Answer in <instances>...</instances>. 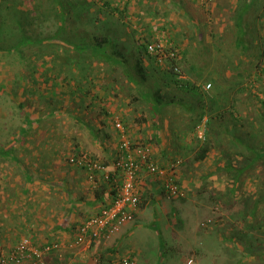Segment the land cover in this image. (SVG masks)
I'll list each match as a JSON object with an SVG mask.
<instances>
[{
	"label": "trees",
	"instance_id": "obj_1",
	"mask_svg": "<svg viewBox=\"0 0 264 264\" xmlns=\"http://www.w3.org/2000/svg\"><path fill=\"white\" fill-rule=\"evenodd\" d=\"M153 1L140 0L138 4L135 0H0V54L11 56L18 62L30 57L31 63L27 65L31 67L25 72L26 78L34 79L35 81L31 80V82L36 83V73L40 77L46 75L43 83L48 85V93L52 91V84L57 86L55 89L57 93L53 97L52 94L47 95L43 92L39 95V100L45 102L43 106L46 110L48 109L47 113H43V117L31 120L29 115L24 113L25 124L22 126L21 134L16 136L15 142L18 144L26 142L35 125L45 123L46 117L51 116L52 111L60 115L66 113L76 123L83 125L81 119L74 117L75 111L64 108L78 103L77 107L81 112L86 108L93 109L92 111L98 109L97 117L102 127H111L117 134V138L125 134L132 142V147L138 144L160 146L163 139L157 133L153 139L146 138L140 143L133 142L131 128L123 122L125 119L123 112L115 114V117L108 109L111 93L115 90L114 95L120 96L126 88L130 90L129 96L132 98L126 100L127 105L130 106L138 101V97L134 94L136 92L150 104L149 111L154 116H157L163 108L182 101L177 102L174 95H171L166 88L173 86L180 92L198 94L200 100L199 106H196L199 110L197 125L208 116L211 118L209 123L212 118L224 120L227 112L237 123L240 122L239 116L242 111L239 109V104L242 100H239L238 96H247L246 93H248V97L258 103L259 107L255 109V113L261 121V126H264V89L259 91L257 86L264 74V10L262 13L258 11V9H264V2L261 0H212L210 3L201 4L199 0H193L191 4L194 3L202 9L196 16V14H188L187 8H191L190 1L181 0L184 5L177 4L178 1H172L180 10V19L185 23L183 28L177 26V21L173 23L168 21L167 26L157 25L153 28L157 12L155 9L148 8L152 6ZM141 11H146L151 19L141 14ZM252 23L254 26L248 28ZM122 29L125 30L129 44L122 35ZM250 29H255L254 35L256 33L259 35L258 40H254L253 37L252 43L249 39ZM228 32L232 34V38L226 36ZM251 44L260 48L254 51ZM56 47L60 50L59 54L53 53ZM150 47H153V52L150 51ZM68 55L82 57L95 68L87 70L83 66V73L80 75L79 61L69 63L64 60ZM248 55H252L251 58H258L250 62ZM37 58L41 61L38 64ZM208 60L216 61V66L211 72L215 71L217 74L209 81L212 80V86L216 89L212 93H215L217 100L213 97V93L206 101L202 92L204 95L206 93L197 83L204 78H210L205 77ZM49 61L52 63L48 64ZM150 64H153L155 69L164 76L167 85L163 84L164 88L160 86L155 89L150 88L145 92L142 87L148 83ZM43 65L49 66L42 69ZM96 69L99 74L96 76L99 77L97 81L92 77ZM211 72L207 75L210 76ZM59 74L60 79L64 78L62 82L59 81L60 86L53 83ZM69 74L76 76L77 79L70 82ZM185 74L194 77V81L186 80ZM221 80L228 83L227 86L225 85L226 94L221 92V84H219ZM245 81L249 84L246 85ZM132 86L135 87L133 88L135 91L131 89ZM29 91L26 92L29 95L36 94L34 91ZM229 92L233 94V97L228 110V106L220 98H226ZM73 97L84 103L85 108L82 109L80 103ZM248 103L250 104L248 106H251V102L248 101ZM19 107L24 108V102L20 101ZM194 109V105L191 106V113ZM217 109H219V115L212 116L210 112ZM116 120L122 122L123 133L115 129ZM209 123L208 130L202 132L199 137L197 152L192 155L194 160L203 161L211 151L224 147L223 138L217 134L214 127L211 128L212 123L210 125ZM46 125L49 127L47 122ZM240 126L241 123L238 127ZM47 131L49 128L45 127V132ZM47 137L52 138V136ZM235 141L237 146L233 149L237 154V160L234 165L226 162L225 172L229 174V177L225 179L229 181L233 178L237 187L243 172L253 166L259 165L264 174V139L257 144L241 141L239 138ZM8 152L13 153L12 150H0V156L7 158ZM154 153L156 158L155 150ZM112 161L103 162L110 166ZM245 161H247L246 165L236 168V163ZM158 164L160 167L163 166ZM176 164H181V160L176 159L165 167L169 168L168 171L172 170L169 172L170 176L181 186L180 182L183 183V181L179 180L177 170L174 169ZM103 184L110 186L111 189L109 182L105 181ZM261 188L263 195L256 194L257 198L252 201L253 196L256 195L251 191L249 194L251 197H246L241 204L242 207L249 208V214L253 219L249 226L241 230L246 229L243 232L245 236L252 232L255 239H258L256 235L261 229L259 221L254 218L259 204L264 202V181ZM231 192L234 193V190ZM161 194L165 196L162 190ZM141 195L139 207L143 208L146 202L141 200ZM251 201V204L247 203ZM241 219L245 220L246 217L242 216ZM237 252H240V249H237ZM257 255L264 256V251L251 252L252 257Z\"/></svg>",
	"mask_w": 264,
	"mask_h": 264
},
{
	"label": "rangeland",
	"instance_id": "obj_2",
	"mask_svg": "<svg viewBox=\"0 0 264 264\" xmlns=\"http://www.w3.org/2000/svg\"><path fill=\"white\" fill-rule=\"evenodd\" d=\"M135 1L138 3L140 0ZM172 1H178L177 4L184 5L181 0H154L152 6L148 7L155 9L157 12L153 28L157 25L159 27L167 26L168 21L171 23L177 21V26L183 28L185 23L180 19V10L175 7ZM189 1L191 4L193 0H187V2ZM261 1L264 2V0ZM187 10L188 14L198 16L202 9H199L193 3L191 8L188 7ZM263 10L258 9L260 13ZM141 14L151 19L146 11H141ZM253 26L252 23L248 28ZM256 26L259 25L256 24ZM254 30H249L251 43L253 37L254 40L259 39L257 33L254 35ZM256 30L259 31V28L256 27ZM122 35L129 44L124 29H122ZM226 36L232 38V34L229 32ZM257 47L251 44L254 51L260 48ZM53 53L59 54L60 50L56 47ZM251 56L248 55L250 62L256 61L258 58H251ZM38 59L36 60L37 64L41 62ZM64 60L69 63H75L78 60L80 75L83 73V66L87 70L95 68L87 60L75 55H68ZM29 61L30 57L18 62L11 56L0 54V150H12L13 153L24 152L27 154L34 152L36 158H39L40 161L50 159L53 156L52 152H55L54 154L65 161H67L68 156L75 154H88L102 161L106 160L107 157L103 158L104 151L101 150L116 151L117 134L111 127H102L97 117L99 114L98 109H94V111L89 108L83 109L85 108L84 103H81L75 97L73 98L80 103L83 109L82 112L77 107L78 103H73L74 106L72 107L69 105L64 108L75 111L74 117L81 119L83 125L76 123L66 113L60 115L52 111V115L46 117L45 123L36 124L33 131L31 130L30 137H33V139L29 138L28 141L19 144L15 142L16 136L21 134L22 126L25 124L26 117L24 113L29 115V119L36 120L43 117L44 112H48V109L46 110L43 106L45 102L39 100L40 93L52 94V97L57 93L55 90L57 86H53V84L52 91L47 92L48 85L43 83V80L47 77L46 75L40 77L36 73V83L31 82L34 79L26 78L25 72L29 71L28 68L31 67L27 65L31 63ZM50 63L52 61L48 62V64ZM44 65L42 69L49 66L44 67ZM206 66L208 70L205 72L206 76L205 74L204 76L210 78H204L197 85L206 93L204 95L202 92V95L207 101L208 97L213 95L214 92L212 93V91L216 90L212 86V80L209 81L217 74L215 71L211 72L216 66V61L208 60ZM149 68L148 83L142 85V90L147 92L150 88L155 89L157 86L164 88L162 85H167V80L155 69L153 64H150ZM208 72H211L210 76L207 75ZM185 75L186 80L194 81V77ZM96 76H99L97 69L92 76L97 81L99 77ZM69 77L70 82L77 79L72 74H69ZM62 80L64 78L60 79L59 74L53 83L60 86ZM219 84H221V92L226 94L228 83L221 80ZM72 85L75 86L73 83ZM257 86L259 91L264 89V74ZM133 88L135 87L132 86L131 89L135 91ZM29 90L36 92V94H27L26 92ZM166 90L174 95L177 102L182 101L163 108L157 116L149 111L150 104L145 102L136 92L134 94L138 97V101L128 106L126 100L132 98L129 96L130 90L127 88L120 96L114 95L116 92L114 90L108 99L109 104L107 107L111 110L113 116L116 117L115 114L118 115L123 112L126 119L123 122L131 128L133 142L140 143L146 138L153 139L156 133L162 137V150L167 155H165V158L159 156V146L154 144V150L158 154L156 155V161L163 165L161 168L166 169L165 164L172 163L176 159L181 160V164H176L174 169L177 170L179 180L183 181V183L180 182V185L186 193L182 199H168L161 194L159 180H155L157 198H155V202H146L145 206L137 212L133 221L125 224L126 226L124 225L127 229L134 230L132 232L134 234L131 237L124 234L125 242L122 247L125 249L130 247L135 250L136 264H187L189 260H193V264H264V256H251V252L264 251V202L259 204L258 212L254 218L261 225V229H257L258 233L256 235L259 240L254 238L252 232L245 236L243 232L246 229L241 230L253 222L249 214V208L241 206L243 200L249 196L251 191L255 195H263L261 186L264 181V174L261 172V167L259 165L253 166L243 172L237 187L233 178H230L229 181L225 179V177H229V174L225 172L226 162H231L234 165L237 160V154L233 149L237 146L235 139L239 138L241 141L255 144L264 139V126H261V121L255 113V109L259 107L258 103L253 98L248 97V93H246L247 96L240 95L238 96L239 100H242V103L239 104V109L242 111L239 116L240 122L237 123L227 112L224 115L226 116L224 120L212 118L209 123L211 118H208V116L197 125L196 119L199 110L196 106H199L200 96L177 91L173 86L166 88ZM213 97L217 100L215 93ZM232 97L233 94L229 92L226 98H220L228 106V110L232 104ZM20 101L24 102V108L19 107ZM248 101L251 102V106H248ZM193 105L195 109L191 113V106ZM52 108L54 109V107ZM210 114L212 116L219 115V109L214 112L211 111ZM208 123L209 125L212 123L211 128L214 127L217 134L223 138L224 147L211 151L203 161L194 160L192 155L197 152L199 137L202 132L208 130ZM222 123L224 124L221 125ZM240 123L241 126L238 127ZM45 127L49 128L51 132H45ZM39 136H42L41 139L38 138ZM47 136H52V139ZM140 138L141 140H139ZM91 149H94V151ZM8 153L9 156H12L11 152ZM30 158H32L31 155ZM2 160V156H0V161ZM33 161L38 163L34 158ZM246 164L247 161L236 163V168L238 169V167ZM168 169L166 170L168 171ZM171 171L169 170L168 173ZM231 190H234V193ZM257 195L253 196L252 201L257 198ZM252 201L247 203L251 204ZM242 216L246 219L242 220ZM124 233L128 232L124 231ZM237 249H240V252H237ZM123 253V249L119 250L121 256Z\"/></svg>",
	"mask_w": 264,
	"mask_h": 264
},
{
	"label": "crops",
	"instance_id": "obj_3",
	"mask_svg": "<svg viewBox=\"0 0 264 264\" xmlns=\"http://www.w3.org/2000/svg\"><path fill=\"white\" fill-rule=\"evenodd\" d=\"M29 138L33 139L28 137L27 141ZM162 148L160 145L159 156L165 158L167 154ZM101 151H104L103 158L107 157L106 162L117 156V151ZM52 153L50 159L40 161L34 152H14L0 161V258L23 238H30L39 247L55 242L63 245L60 251H53L46 258L47 264H116L128 256L136 264L135 250L122 247L124 234L131 237L134 230L124 226L91 246L67 245L74 239L78 226L98 214L112 195L110 186L103 184L105 181L100 174L94 184L85 170L70 166ZM33 158L38 163L32 162ZM143 179L142 191L145 193L141 192V200L155 202V177L143 174ZM121 249L124 250L122 256L119 254Z\"/></svg>",
	"mask_w": 264,
	"mask_h": 264
},
{
	"label": "built area",
	"instance_id": "obj_4",
	"mask_svg": "<svg viewBox=\"0 0 264 264\" xmlns=\"http://www.w3.org/2000/svg\"><path fill=\"white\" fill-rule=\"evenodd\" d=\"M207 4L212 0H199ZM153 52V47L149 48ZM115 129L124 132L122 122H115ZM154 147L138 144L132 147V142L121 135L118 137L117 156L108 166L99 159L88 154L72 155L67 158L68 164L85 170L91 182L96 184V175L100 174L104 181L111 184L112 198L94 216L84 220L77 229L69 247L80 245L91 246L115 234L122 226L133 221L139 211L143 174L155 177L160 181V189L168 199H182L186 193L176 183L166 169L159 166L154 156ZM62 244L48 243L36 246L30 238H23L10 252L0 258V264H47L46 258L53 251H60ZM116 264H135L131 257L123 258ZM187 264H193L189 260Z\"/></svg>",
	"mask_w": 264,
	"mask_h": 264
},
{
	"label": "clouds",
	"instance_id": "obj_5",
	"mask_svg": "<svg viewBox=\"0 0 264 264\" xmlns=\"http://www.w3.org/2000/svg\"><path fill=\"white\" fill-rule=\"evenodd\" d=\"M71 156H72V155H71ZM68 157H69V156H68ZM68 157H67V158H68Z\"/></svg>",
	"mask_w": 264,
	"mask_h": 264
}]
</instances>
